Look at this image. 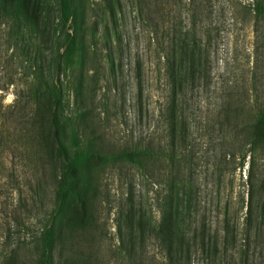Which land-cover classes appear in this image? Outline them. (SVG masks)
I'll return each instance as SVG.
<instances>
[{"label":"rangeland","instance_id":"1","mask_svg":"<svg viewBox=\"0 0 264 264\" xmlns=\"http://www.w3.org/2000/svg\"><path fill=\"white\" fill-rule=\"evenodd\" d=\"M145 1L122 0L117 38L105 0H76L79 14L67 28L73 32L76 23L82 25L86 52L61 72L54 61L62 35L56 28V0L44 1L47 19L35 35L26 37L16 33L6 2H0V264H37L43 234L58 226L59 165L44 151L30 122L34 96L53 82L67 88L65 110L73 109L74 115L89 112L76 126L65 122L70 151L78 129L81 145L91 140L101 155L97 160H102L90 168L97 191L95 223L85 232H57L53 264H165L153 232L162 219L165 189L159 167L164 165L152 161L140 169L114 155L164 145L161 113L168 99V46L177 29L193 24L210 71L187 102L193 179L208 200L216 196L213 188L220 183V196L231 200L232 212L244 197L245 208L239 213L243 227L252 170L258 184H264V151L253 163L247 157L241 167L239 159L224 158L231 148L220 142L235 137L224 125L226 116L244 125L264 105V0H195V16L190 0ZM208 212L213 222V208ZM253 256L254 264H264V244L253 248Z\"/></svg>","mask_w":264,"mask_h":264},{"label":"trees","instance_id":"2","mask_svg":"<svg viewBox=\"0 0 264 264\" xmlns=\"http://www.w3.org/2000/svg\"><path fill=\"white\" fill-rule=\"evenodd\" d=\"M1 1L6 2L5 9L10 16L11 25L21 36L35 35L39 31V25L47 19L43 15L45 0ZM143 2L146 4L147 1ZM189 2V5L193 4L195 16V0ZM56 4V28L62 35L54 61L57 71L61 72L72 67L77 56L82 57L86 46L82 40V25L78 26L76 23L78 30L73 32H69L67 28L69 22L76 21L75 15L79 14L76 0H56ZM105 6L113 23L114 33L119 38L117 21L122 11V0H105ZM195 26L193 24L188 28L177 29L168 46V99L161 113L166 128L164 145L159 144L154 148L149 144L143 148L121 150L114 156L137 165L140 169H145L152 161L164 165L159 167L163 170L165 189L162 219L153 232L161 245L165 264H254L253 248L264 244V196L259 197L264 184H258L257 176L252 170L248 180L250 189L246 213L240 229L239 213L245 208V198L242 197L240 206L232 212L231 200L222 199L220 196V183L213 188L217 191L216 196L208 200L203 197L202 186L193 179V139L187 102L194 89L206 82L210 75L207 54L197 40ZM109 40L106 37V44ZM108 56L112 58L111 54ZM111 70L115 71L113 61ZM66 89L62 83L53 82L37 92L30 117L31 127L37 131V139L43 143L44 151L59 165L60 171L54 215L58 226L56 228L53 224L43 234L42 252L37 264H53L57 232L64 236L72 231L85 232L95 223L92 207L97 191L90 168L102 161L97 160L101 155L93 149L91 140L89 145H81L82 137L78 129L73 131L72 136L75 149L70 151L66 144L65 122L76 126L78 123L74 124L75 121L78 122L89 114L85 109L78 110L75 115L73 109H64L66 104L69 108L66 103ZM77 94L75 92V96ZM224 125L235 132L233 140L225 138L220 142V146L231 148L224 154V158L228 157L234 162L239 159L238 165L241 167L245 165L247 157L253 163L255 156L261 150L264 151V105L257 110L255 118L249 123L238 125L226 116ZM211 150L213 152V147ZM219 167L218 175L222 174V168ZM211 207L215 214L213 222L208 214V208ZM235 250L236 254L233 253Z\"/></svg>","mask_w":264,"mask_h":264}]
</instances>
